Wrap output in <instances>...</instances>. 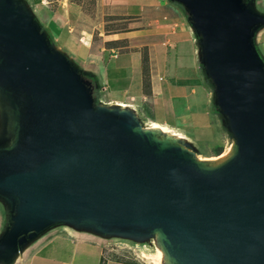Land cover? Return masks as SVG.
Returning a JSON list of instances; mask_svg holds the SVG:
<instances>
[{
  "label": "water",
  "instance_id": "obj_1",
  "mask_svg": "<svg viewBox=\"0 0 264 264\" xmlns=\"http://www.w3.org/2000/svg\"><path fill=\"white\" fill-rule=\"evenodd\" d=\"M169 1L232 138L213 163L142 130L132 106L95 101L92 79L24 2L0 0V264L60 223L107 239L151 234L166 264H264V63L253 43L264 13L251 0Z\"/></svg>",
  "mask_w": 264,
  "mask_h": 264
},
{
  "label": "crops",
  "instance_id": "obj_2",
  "mask_svg": "<svg viewBox=\"0 0 264 264\" xmlns=\"http://www.w3.org/2000/svg\"><path fill=\"white\" fill-rule=\"evenodd\" d=\"M251 1L264 13V0ZM73 6L65 14L53 15L47 23L55 38L66 40L65 54L103 92L104 101L127 104L139 111L143 105L158 107L165 102L174 113H181L179 105L183 111L190 107L186 98L195 102L197 89L203 87L206 77L198 61L197 39L177 4L169 0H112L113 18L130 22L122 31L98 33L95 40L74 28V13L77 17L79 10ZM64 23L68 24L66 31ZM254 43L264 63V26L255 33ZM154 110L151 107L147 113L151 116ZM62 232L47 237L41 233L22 248L14 263L134 264L112 256L106 250L105 237H62L84 233L69 228Z\"/></svg>",
  "mask_w": 264,
  "mask_h": 264
},
{
  "label": "rangeland",
  "instance_id": "obj_3",
  "mask_svg": "<svg viewBox=\"0 0 264 264\" xmlns=\"http://www.w3.org/2000/svg\"><path fill=\"white\" fill-rule=\"evenodd\" d=\"M21 1L24 2L28 10L31 12L36 24L44 32L48 43L64 54L68 53L65 48L66 40L62 37L55 38L53 36L54 30L51 25L47 23V20L55 14H65L64 11L73 5L77 6L79 10V15L77 17H75L76 13H74V19L77 18L74 21V28L83 33L91 34V37H93L94 40L98 37V33H108L115 30L122 31L127 27V23L130 22L127 20H115L113 18L115 10L109 6L112 0H40L39 3H33V0ZM178 7L181 9L179 5ZM255 7L258 9L257 6ZM181 11L183 12L182 9ZM67 25L68 24L65 23L62 25L65 31L68 29ZM117 43L121 45L122 41ZM255 49L261 58L260 50L256 47ZM72 64L80 74L86 76L82 72L83 70L73 61ZM204 80L206 82L208 81L206 78H204ZM206 82H204L205 84L202 88L197 89L195 102L193 98V100L190 97L186 98L187 102L189 101L190 107L183 111L182 105H179V109L182 110L181 113L172 112L170 107L163 102V105L158 107L149 104L143 105L141 111L137 109L135 114L140 121V125L145 126L143 127L144 129L148 130V127L152 122H159L166 127H170V129L180 133V135L184 137V139H182L183 145L194 151L197 158L213 163L218 161L216 156L230 152L232 138L224 126L223 118L213 105V94L211 88L208 86L210 83L209 81L208 84ZM143 88L144 91L147 92L148 83L145 77ZM102 94L103 92L98 91L95 85V101H97L98 98H103ZM178 104H181V101ZM151 107L155 110L150 116L149 113L151 112L149 111ZM147 110L149 113H147ZM4 118L5 116L0 112V136L4 133L1 130L4 126V122L2 121ZM218 148L221 149V152L220 154L218 153L215 155V150ZM8 214V205L2 198H0V233L7 226ZM66 228H71V226L66 223L49 226L42 232L41 237H47L52 232L56 231L58 234L65 233L62 232V229ZM61 235L62 237H98V235L92 232L71 234L70 236H65V234ZM109 235L111 237L110 239H107L105 246L106 250L111 253L112 256L125 261H130L134 264H166L162 259L164 255L162 249L159 246H155L154 248L156 240L153 235L147 234L143 236L144 238L141 240L128 239L131 237L123 234L110 233ZM14 264L20 263L17 262Z\"/></svg>",
  "mask_w": 264,
  "mask_h": 264
},
{
  "label": "bare ground",
  "instance_id": "obj_4",
  "mask_svg": "<svg viewBox=\"0 0 264 264\" xmlns=\"http://www.w3.org/2000/svg\"><path fill=\"white\" fill-rule=\"evenodd\" d=\"M120 105H122L123 107H125V106L131 107L130 105H127V104H120ZM141 129L142 130H147V129H144L142 126H141ZM147 131L157 132V133L160 132V133H162L165 136V138L170 139V140L184 139V137H182L178 133H175L172 129H170V127H166V126H164L162 124H159V123H156V122H152L151 125L148 127V130ZM225 154H220V155L216 156V158L223 159V157L225 156ZM196 159L197 160H201V159H199L197 157H196ZM155 246H159L160 247L159 244H154V248H155Z\"/></svg>",
  "mask_w": 264,
  "mask_h": 264
},
{
  "label": "flooded vegetation",
  "instance_id": "obj_5",
  "mask_svg": "<svg viewBox=\"0 0 264 264\" xmlns=\"http://www.w3.org/2000/svg\"><path fill=\"white\" fill-rule=\"evenodd\" d=\"M15 94H18V96L19 95H21V93H14V94H12L11 95V98H12V100H13V102L15 103V105H16V109H15V111H19V99H18V97H17V95H15ZM24 124V123H23ZM3 142V141H2ZM1 143V142H0ZM8 144V142H3V143H1V145H7Z\"/></svg>",
  "mask_w": 264,
  "mask_h": 264
},
{
  "label": "trees",
  "instance_id": "obj_6",
  "mask_svg": "<svg viewBox=\"0 0 264 264\" xmlns=\"http://www.w3.org/2000/svg\"><path fill=\"white\" fill-rule=\"evenodd\" d=\"M37 2H39V0H33V3H37ZM144 77H145V74H144ZM146 78V80H147V77H145ZM144 83V82H143ZM147 83H148V81H147ZM208 84V83H207ZM208 86L211 88V86L208 84ZM220 152H221V149L220 148H218L217 150H215V155L216 154H220Z\"/></svg>",
  "mask_w": 264,
  "mask_h": 264
},
{
  "label": "built area",
  "instance_id": "obj_7",
  "mask_svg": "<svg viewBox=\"0 0 264 264\" xmlns=\"http://www.w3.org/2000/svg\"><path fill=\"white\" fill-rule=\"evenodd\" d=\"M97 102H100V103H107V101H104L102 98H98V99H97Z\"/></svg>",
  "mask_w": 264,
  "mask_h": 264
}]
</instances>
